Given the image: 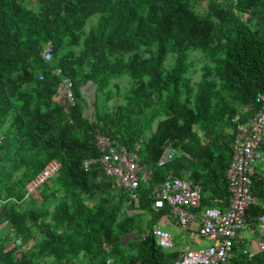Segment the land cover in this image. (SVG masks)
Instances as JSON below:
<instances>
[{"label":"trees","instance_id":"obj_1","mask_svg":"<svg viewBox=\"0 0 264 264\" xmlns=\"http://www.w3.org/2000/svg\"><path fill=\"white\" fill-rule=\"evenodd\" d=\"M195 1L0 0V264H39L43 257L56 264L79 256L86 264H171L177 253L160 249L151 234L156 214L141 237L122 247L134 225L129 213L153 211V188L167 175L199 187L195 211L226 208L235 125L252 116L264 92V0H204L202 13ZM45 46L51 47L48 61L40 58ZM195 52L201 57L190 56ZM64 77L73 104L64 92L57 96ZM119 79L127 81L123 91ZM86 82L94 93L92 119L83 113ZM117 96L123 101L109 106ZM96 133L135 151L150 170L136 201L121 188L111 201L109 183L90 180L98 168H82L84 158L98 153ZM167 143L179 155L157 166ZM258 152L264 165V136ZM51 160L59 166L39 198L27 195L26 183ZM261 169L250 178L256 200L244 210L249 226L264 213ZM32 227L40 238L24 260L14 258ZM9 235L17 240L13 247ZM224 264H264V250L231 255Z\"/></svg>","mask_w":264,"mask_h":264},{"label":"built area","instance_id":"obj_2","mask_svg":"<svg viewBox=\"0 0 264 264\" xmlns=\"http://www.w3.org/2000/svg\"><path fill=\"white\" fill-rule=\"evenodd\" d=\"M51 47L47 46L41 54L43 61H48ZM59 69H55L58 73ZM64 88L65 99L73 104L71 81L64 77L60 81ZM261 105L245 122L236 123L231 144V155L225 168L228 203L225 209L206 206L195 211L199 203V187L192 182L173 175H167L156 189L152 200L154 210L167 206L175 216V224L181 230H188L196 222L195 232L198 238H206L210 244L184 250L171 264H224L230 257L238 232L245 226L244 210L255 198L249 190L250 178L261 155L258 147L264 136V92L256 96ZM90 119V117H87ZM233 121L236 117L232 118ZM2 135L0 133V142ZM93 144L96 156H89L81 161L84 170L98 168L100 173L111 179L119 188L127 192L128 198L136 201V188L150 179V170L139 163L137 153L128 152L107 135L96 133ZM138 145L135 146L137 149ZM179 151L167 143L161 150L155 164L163 166ZM54 160L47 162L25 185L27 195L39 198L40 186L51 178L58 168ZM264 179V170L262 172ZM262 235L255 240L257 250H264V213L258 217ZM155 244L162 250L170 251L173 247L171 233L158 225L151 228ZM250 256V254H248Z\"/></svg>","mask_w":264,"mask_h":264},{"label":"rangeland","instance_id":"obj_3","mask_svg":"<svg viewBox=\"0 0 264 264\" xmlns=\"http://www.w3.org/2000/svg\"><path fill=\"white\" fill-rule=\"evenodd\" d=\"M194 5V9L198 12V13H202L203 9H204V0H197L193 3ZM94 18H89L86 25H85V29H87L90 24L93 22ZM47 46H45L43 48V50L46 48ZM42 50V51H43ZM42 51L40 53V58H41V54ZM190 56L192 57H201L199 53L195 52V53H191ZM40 58H32L33 62H35L36 65H42L40 62ZM204 59L201 58L200 60H198L199 62L196 63L197 66L200 64L201 61H203ZM171 61L170 56L168 55L165 59L166 63H169ZM198 79V71L194 72L192 74V83L194 84L196 82V80ZM118 85H119V90L123 91L126 88L127 85V81L125 79H119L117 80ZM81 91H83V93H85V103L82 104L83 105V113L85 114L86 117H90L92 119L93 117V108L91 106V101L94 98L93 95V87L89 86V82H86L83 86H81ZM63 92H64V88L62 87V85L58 86L57 89V96L59 98H63ZM102 97L101 95H99V103L101 102ZM122 97L121 96H117L114 97L112 100L108 101V105L111 106L113 104L122 102ZM150 112V108L147 109L146 114H148ZM138 157V155H137ZM147 168V167H146ZM91 182H97L98 180H100L103 183H109L110 189H111V196L110 199L111 201H113V199H117V197L120 196V193L122 192L121 189L113 182H109V180H107L101 173L100 171L97 172V174L95 175V177L90 179ZM150 181V180H149ZM149 181H146V183H142V184H148ZM156 190V187L153 188V191ZM27 194V193H26ZM110 201V202H111ZM86 202L88 204H92V200H88L86 199ZM129 214H133L132 216V228H130V230L122 237V247L123 248H128L129 247V242H133L135 240V238L141 237L146 231V225L151 223L152 220V214H158L157 211H144V212H137V211H132ZM152 221H156V217L152 220ZM54 227V224H53ZM165 229V228H164ZM254 229V227H253ZM194 236V235H193ZM10 237L12 238V241L14 239L13 235H9V238L7 241H9V246L13 247L15 245V243H17L15 240L13 242L10 241ZM191 237V236H190ZM40 238V233L39 231H37L36 227H32L29 231H28V235L25 236L23 238V241L21 243H18L20 246H15V249L13 250L12 256L14 258H17L19 260H24L25 256L24 253L26 251H28L30 248H32L33 243L36 241V239L38 240ZM173 240V247L171 250L174 251H184L186 249H192V248H197V247H202L205 245L210 244V241L207 240L206 238H198L197 240L199 241L200 244L198 245H194L191 244V241H185V243H181V244H176ZM49 260L48 257H43L41 259H39V264H45L46 261ZM87 260L84 257H75L74 259L68 260L67 262H57L56 264H86ZM111 264V263H110Z\"/></svg>","mask_w":264,"mask_h":264},{"label":"crops","instance_id":"obj_4","mask_svg":"<svg viewBox=\"0 0 264 264\" xmlns=\"http://www.w3.org/2000/svg\"><path fill=\"white\" fill-rule=\"evenodd\" d=\"M263 166H264L263 164L259 165V163L257 162L255 167L256 171L258 169V172H261L262 170L261 168H263ZM153 225H158L168 230L171 233L174 242L178 245L181 243H185V241L188 240L191 241V244L194 245L200 244L199 241L197 240L198 236L196 235L195 232L196 222H194L188 230H181L177 228L175 224V216L171 213V211L167 206L166 208H164L163 211L158 212V214L156 215V221L153 222ZM261 235H262V230L260 229L258 224L256 226H249L248 224L245 223L244 228L238 232V237L233 243L234 250H231V255H236V256L247 255L249 257L248 254L251 255L254 252H256L257 249L254 245V242ZM175 252L177 253V255H180L183 251H178V252L175 251Z\"/></svg>","mask_w":264,"mask_h":264}]
</instances>
